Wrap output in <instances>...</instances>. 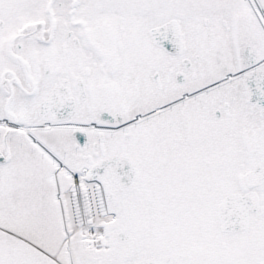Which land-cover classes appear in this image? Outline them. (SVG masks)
I'll return each instance as SVG.
<instances>
[{
  "label": "snow or ice",
  "instance_id": "snow-or-ice-1",
  "mask_svg": "<svg viewBox=\"0 0 264 264\" xmlns=\"http://www.w3.org/2000/svg\"><path fill=\"white\" fill-rule=\"evenodd\" d=\"M0 264H264V0H0Z\"/></svg>",
  "mask_w": 264,
  "mask_h": 264
}]
</instances>
